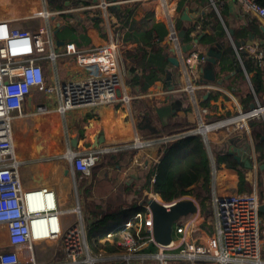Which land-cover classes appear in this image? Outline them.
<instances>
[{"label":"built area","instance_id":"obj_1","mask_svg":"<svg viewBox=\"0 0 264 264\" xmlns=\"http://www.w3.org/2000/svg\"><path fill=\"white\" fill-rule=\"evenodd\" d=\"M221 1L210 0L217 13L220 6L218 3ZM233 1L254 17L264 18V7L254 0ZM112 4L115 3L101 0L95 5L71 6L53 11L46 5L42 8L35 7L31 10L29 19H40L42 23L32 29L16 25L13 20L0 18V264H40L35 259L33 246L54 242H60L62 257H55L48 264H147L149 261L156 264H264V229L259 210L263 203L257 196L255 183L247 191L231 192L221 197L215 195L210 222L206 221L209 217L204 218L200 210L181 217L173 226L174 237L168 246L158 245L154 241L152 213L148 203L144 202L141 211L107 233L105 243L102 244L114 247L117 253L102 259L90 254L78 206L74 209L79 216L78 221L64 231L61 224L64 212L58 207L54 191L48 187L31 188L23 184L19 173L23 161L19 158L14 143V120L29 115H44L51 110L44 104H37L33 112L26 113L25 104L33 90L45 96L53 95L56 103L54 110L60 115L71 110H94L118 104L127 110L130 119L133 117L134 136L130 144L102 147L84 155L69 152L72 174H79L83 178L91 176V169L104 154L122 152L126 148L139 151L156 143L165 147L193 136H200L206 151H210L212 141L222 139V131L240 124L245 125L248 131V122L253 120H261L264 124V100L253 92L250 84L252 108L238 107L231 115L212 121L206 118L210 115L209 110L200 106L202 100L197 92H220L221 89L203 78L207 57L200 50L199 43L193 44L201 32L200 23L195 18V33L189 42L193 47L187 52H182L181 46L184 43L170 21L165 39L154 37L156 45L172 50V56L177 58L179 67L176 69L172 90L159 95L154 89L155 92L146 96L167 104L173 97L183 95L184 107L189 106L197 113L196 125L157 138L139 137L136 117L134 113L132 116L130 110L132 98L124 83L128 70L123 63V55L127 49L125 33H128L129 28L120 30L117 23H110L107 9ZM88 9L102 11L106 41L86 50H79L70 42L58 46L52 31L60 24V16L73 17V14ZM234 50L239 69L249 83L242 55L252 56L259 61L260 67H264L263 46L252 41L251 45L234 47ZM67 58H73L75 65L85 74L65 82L55 76L49 84L45 71L49 72L51 69L57 75L58 69L67 65ZM140 114L143 115L144 112L141 111ZM255 158L253 152V168L256 165ZM153 181L151 178V182ZM153 196L150 194L148 200L155 199L165 206H172L175 202L186 199L184 196H174L168 202H161ZM205 227H210V232L202 242L199 233ZM115 233L118 234L116 241L113 239ZM149 248L153 251L140 254V250Z\"/></svg>","mask_w":264,"mask_h":264},{"label":"crops","instance_id":"obj_2","mask_svg":"<svg viewBox=\"0 0 264 264\" xmlns=\"http://www.w3.org/2000/svg\"><path fill=\"white\" fill-rule=\"evenodd\" d=\"M44 1L45 0H0L2 6V9H0V18L13 20L16 25L23 26L22 23L18 24L17 22L33 20L29 19V17L31 15V10L35 7L42 8L46 5L47 8H54L55 10L63 8H55L51 5H47L46 1ZM100 1L101 0H84L79 5H95ZM106 1L107 3H115L107 9L110 23H117L120 30L129 28L128 33H125L127 49L124 51L123 57L127 65L128 74L124 83L132 98L130 110L132 116L134 113L136 122L138 123V121L147 115L155 122L156 132L143 136L145 139L157 138L161 135H167L191 128L196 125L197 113L187 106L183 111H180L169 119L166 126H162L159 123L154 113V107L162 106L166 103L158 99L147 98L146 94L155 92L154 89H156V92H159V95L169 90L167 84L162 81V77L168 65V57L172 56V50L168 47V50H166L165 47L156 45L153 39L155 36L157 38L159 37L155 32L151 34L149 40L142 37L140 31L143 32V28L139 25L141 21L150 16L151 24L158 23L162 27L158 33L162 36L159 39L164 40L168 33L169 21L173 23L178 34L180 31L184 30L186 35V31L190 27L195 26L193 19L197 18L198 21H202L203 15L206 17V15L213 10L220 23H222L223 26L225 24L228 28L224 26L225 35L219 43L222 42L221 44L223 47L226 43L228 45L231 44L232 47L234 45L236 48L234 43L235 39H233L235 37H230L229 30L234 33L236 30L246 29L250 24V20L255 19L260 26V30L259 34L253 36V42L263 46L264 50V32H262V29H264V18L254 17L249 12L243 10L233 0H222L218 3L220 5L218 13L213 8L210 0ZM93 13L102 14V11L88 9L82 13L73 14L72 18L74 20L71 25L74 27V34L69 33L68 30L65 29L57 34V38L60 40H67L66 42L73 43L75 46L78 43L80 45L79 50H86L93 46L96 47L103 44L107 39V34L104 32L105 20L101 16L102 22L97 24L94 23L91 20V18H93L91 17ZM184 13L189 16V22L182 20ZM59 23L62 24L61 20ZM151 24H149L148 28H150ZM23 27L32 29L33 25L26 24ZM208 32L209 31H204L203 33ZM194 33L195 27L191 32V38H193ZM248 39L249 37L245 40L239 39L237 41L246 42ZM147 41L149 47L146 45ZM210 47L213 46L200 44L199 41V48L205 55ZM234 47L233 51L235 53ZM160 48L162 50H160ZM145 53L147 54L145 56V61H141L140 59H142ZM218 60L219 59H216L215 63L212 64L215 77L212 83L219 87L221 91L197 92V95L201 96L202 100L200 106L206 107L209 110L210 115L206 117L208 120L231 115L232 111L236 110L238 107L247 109L251 106V101L248 102L246 96L251 92L250 77L252 73L248 74L249 83L243 71L240 69H236L235 72L225 73L223 77L217 79L215 65ZM66 61L67 65L59 68L57 75L51 69H49V72L48 70L45 71L49 84L55 76L61 82H65L75 78L77 75L85 74V72L81 71L79 67L75 65L73 58H67ZM147 62L149 65H147ZM143 64L146 65L145 68H143ZM209 65L211 64L207 60L205 67ZM147 66L153 74H149V72L146 71ZM133 68H138V71H133ZM260 68L264 69V67ZM222 74L223 73H221V75ZM147 75L154 78L153 82L148 85L145 83L146 78L149 79ZM134 77L138 78V84L134 83L133 85ZM144 85L146 86V90L142 91L141 86L144 87ZM244 85L247 87L245 88ZM257 96L264 100V95ZM37 104H44L51 110L44 115H29L25 118L15 119L13 123L14 143L17 154L23 161L19 173L25 187H48L54 191L58 207L64 212L61 216L63 230L66 231L72 224L78 221L79 216L74 212L77 206L81 210L80 213L82 215L84 227L85 224L96 222L98 219L105 217V215L117 216L121 209L128 210L124 215V220L121 216H117V221L113 223L112 226L116 224L118 220L119 223L123 224L128 218L138 211H141L144 201L140 198L141 193H143L141 189L143 184L140 186V183L144 182L147 172L159 160L164 146L161 143H156L139 151L126 148L122 152L104 154L91 169L90 177L83 178L79 176V174L73 175L72 162L69 159L70 151L84 155L91 150L101 149L102 147L130 144L134 136L133 117L130 119L127 115V110L118 104L102 106L94 110H71L60 115L54 110L56 103L53 99V95L47 94L45 96L33 90L25 104L26 113L30 114L33 112ZM137 110H143L144 114L141 115ZM167 129H169V131H167ZM220 138H222L220 139L221 141L217 139L212 141L210 144V151H207L212 167L210 180L212 200L215 195L221 197L231 192L247 191L251 189L253 179L255 178L254 168L247 169L244 168L242 164H238L234 159V157L238 156L237 152L241 155L248 154L249 157H251L254 152L256 156L255 164L257 165L258 163L257 159L259 152L256 151L257 146H253L252 130L249 125L248 131H246V127L243 124L232 127L224 132L222 131ZM261 139H264V135ZM73 144L75 146H73ZM232 148V156H222L220 154L221 151ZM235 150L237 152H235ZM122 157L123 159H121ZM119 158L121 161H118ZM250 161L252 163V160ZM262 165L264 164L259 165V170ZM228 167H233L235 169L229 170L227 169ZM112 168L117 172L119 171V174L115 178H110L109 170H112ZM133 174H136V176L133 177ZM121 178L122 180H120ZM120 190L123 192L129 190L123 199L119 197ZM172 190L175 196L180 195L189 199H194L190 195H182L181 190L177 186H174ZM147 194L151 193L146 192L145 195L147 196ZM113 195L114 197H112ZM261 202L264 203V200ZM69 210L71 212H69ZM207 217H209V221L212 220L211 214ZM261 218L263 217L261 216ZM209 232L210 227H205L203 232L199 233L202 242H204L203 240ZM152 251L151 248L142 249L140 250V254H148ZM114 253H117V250L112 247L110 254ZM135 264L138 263L136 262ZM147 264H153V262L149 261Z\"/></svg>","mask_w":264,"mask_h":264},{"label":"trees","instance_id":"obj_3","mask_svg":"<svg viewBox=\"0 0 264 264\" xmlns=\"http://www.w3.org/2000/svg\"><path fill=\"white\" fill-rule=\"evenodd\" d=\"M254 1L260 6L264 7V0H254ZM91 17H93L91 18V20L96 24L102 22L100 13H93ZM150 19H151L150 16H148L145 20L139 23V25L142 26L143 28V32L140 31L141 33L140 35L149 40L151 34L155 32L157 33L159 38L162 37L158 33L160 29H162V27L158 23L151 24ZM202 19H203L202 21L200 20L198 21L200 23V28H201V32L199 36L202 35L200 44L214 46L217 43H219L221 39L224 37L225 24L223 26L222 23H220L213 10L210 11L209 14L206 15V17L203 15ZM60 20L62 24H65L67 26L65 29H67L69 33L74 34V27L71 25L74 19L72 17H69L68 15H62L60 16ZM149 24H151L150 28H148ZM194 27H190L186 31V35L182 39V42L184 44H187L192 40L191 32L193 31ZM259 30H260V26L258 22L255 19H252L250 20V24L248 25V28L234 31L233 37L235 38L233 39L245 40L249 36H256L257 34H259ZM204 31H209V32L203 33ZM146 45L149 47L148 41ZM76 47L77 49H80V45L78 43L76 44ZM165 48L166 50H168L167 47ZM160 50L162 49L160 48ZM146 55L147 54L145 53L142 56V59L140 60L145 61ZM262 56H263L262 61H264V50ZM134 59L136 60L135 57ZM242 61L245 66L247 74L252 73L250 77V83L253 92L256 95L263 96L264 69L260 68L259 61H256L252 56L243 54ZM147 65H149L148 62ZM142 66L143 68H145L146 65L143 64ZM215 69L217 70L216 71L217 79L223 77L225 73H229L233 71L235 72L236 69L239 70V61L237 60L236 55L230 45L225 43L221 53V57L215 65ZM133 71H138V68H133ZM146 71H148L149 74H153V72H151L148 66L146 67ZM221 73L223 74L221 75ZM147 76L149 77V79L146 78L145 83L148 85L149 83L153 82L154 78L149 75ZM134 83L138 84L137 77L133 78V85ZM145 88H146L145 85L144 87L141 86L142 91L146 90ZM252 98H253L252 92L247 94L246 99L248 102L252 101ZM248 125L252 130L253 140L255 142V145L257 146L256 151L259 152L257 162L259 165L264 164V139H261L264 133V124L262 121L253 120L248 122ZM121 159H123V157ZM121 159L119 158L118 161H121ZM151 178L154 179L153 182H151ZM210 180H211V161L209 159L208 153L205 149L201 137L193 136L183 140H178L164 147V150L159 160L147 172L145 181L143 182L141 189L142 190L145 189L147 192L152 193L161 202H168L175 196V193L173 192L172 188L174 186H177L181 190L182 195H190L194 198L196 202L197 200L200 201L201 206H204L203 201L208 198L210 192ZM257 180H259L260 184L264 183V178L260 176V174L257 177ZM125 191L126 192L120 190L119 192L120 198L123 199V197L125 196V194H127L129 190L128 191L125 190ZM112 197H114V195ZM262 199L263 198L261 197L260 200ZM143 201L147 202L148 198L146 199L145 197ZM126 211L128 212V210L121 209L120 213L117 216H121L124 220V215ZM202 212L205 211L202 209ZM260 214L262 217H264V214L262 213ZM117 216L105 215V217L98 219L96 222L87 223V225L85 224L86 239L90 249L91 248L95 249L96 247H100L99 241L104 239L107 233H109L110 231L114 230L116 227L121 225V223H119L118 220V222L112 226V224L117 221L118 218ZM113 239L115 241L118 239L117 233H115ZM105 247L107 250L111 251L112 246L105 245Z\"/></svg>","mask_w":264,"mask_h":264},{"label":"water","instance_id":"obj_4","mask_svg":"<svg viewBox=\"0 0 264 264\" xmlns=\"http://www.w3.org/2000/svg\"><path fill=\"white\" fill-rule=\"evenodd\" d=\"M47 5H51L55 8H69L71 6H77L84 0H45ZM182 20L189 22L190 18L187 14H183ZM67 26L65 24H58L56 28L52 31V36L55 39V42L58 46H62L66 43L67 40H60L57 38V34L64 30ZM264 32V29H262ZM230 37L233 36V31L229 30ZM185 35V31L182 30L179 32L178 36L182 39ZM201 36H198L194 39V43H199L201 40ZM253 41V36H249V39L246 42H239L234 40L236 48H240L246 45H251ZM222 43V42H221ZM221 43H217L215 46L210 47L207 52V60L211 64L206 66L203 70V78L205 81L213 82L215 77L213 73L212 64L215 63L216 59H220L221 53L223 50V46ZM192 43L182 44L181 50L182 52H187L191 50L193 47ZM221 49V50H220ZM179 67V62L176 57L170 56L168 57V65L164 70V76L162 77V81L167 84V88L170 90L173 89L175 80H176V69ZM220 83V82H219ZM206 97V96H205ZM185 99L183 95L173 97L170 103H167L162 106L154 107V113L162 126H166L169 119H171L175 114L183 111ZM251 108L253 105L250 106ZM137 135L139 137H143L149 134H153L156 132L155 122L150 116L143 117L136 124ZM73 146H75L73 144ZM250 150V149H249ZM248 150V151H249ZM233 148L229 150L221 151L220 154L222 156H232ZM235 152H237L235 150ZM238 156L234 157L238 164H242L244 168L253 169V162L251 163V157L248 154L241 155L237 152ZM264 169V165L260 166V170ZM136 174H133L135 177ZM149 209L152 213V235L154 241L161 246H168L173 240V226L177 220L181 217H185L189 214L197 213L200 208L192 199L186 198L175 202L172 206H165L159 201L155 199H149L147 201ZM259 210L262 214H264V203L260 205Z\"/></svg>","mask_w":264,"mask_h":264},{"label":"rangeland","instance_id":"obj_5","mask_svg":"<svg viewBox=\"0 0 264 264\" xmlns=\"http://www.w3.org/2000/svg\"><path fill=\"white\" fill-rule=\"evenodd\" d=\"M0 9H2V6L0 4ZM49 10L53 11L55 10L54 8H49ZM3 15V13H2ZM18 24H23V26H25L26 24H32L33 25V28L37 27L39 24L42 23V20L40 19H33V20H23V21H18L17 22ZM22 26V25H21ZM231 45V44H230ZM232 47V45H231ZM233 49V47H232ZM123 63L124 65L126 66L127 68V65H126V62H125V59L123 57ZM246 84V83H245ZM126 85V84H125ZM245 88L247 87L246 85H244ZM138 107V106H137ZM139 109V108H138ZM141 111L143 110H137L138 113H140ZM213 119L211 120H208V121H212ZM170 130H173V129H170ZM167 131H169V129H167ZM183 131V130H181ZM180 132V131H179ZM264 135V133H263ZM252 139H253V136H252ZM253 146L255 147V142L253 140ZM36 155V153H35ZM255 163H256V160H255ZM109 174H110V178H115L118 174H119V171L117 172L114 168H112V170H109ZM254 174H255V182H254V179H253V184L255 183V188H256V193H257V196L259 198V200L262 198H264V183L263 184H260L259 183V180H257V177L259 176H262L264 178V169L259 170V164L257 163V165H255V168H254ZM124 179V178H123ZM122 180V178L120 179ZM125 180V179H124ZM145 181V180H144ZM143 183L141 182L140 183V186L142 185ZM143 193H141L140 195V198L142 200H144V198L146 197L149 198L150 197V194H147V196L145 195L146 194V190H142ZM150 193V192H148ZM152 194V193H151ZM145 195V196H144ZM144 196V197H143ZM177 196V195H176ZM155 197L156 199H158L155 195L153 196ZM177 197H180V195H178ZM190 197V196H189ZM128 200V199H127ZM159 200V199H158ZM264 199L260 200V201H263ZM197 203L199 204V207L201 209V215L206 218L209 214L212 215L213 213V210H214V205L212 204V198H211V191L209 192V196L206 200L203 201V204L204 206H201L200 204V201L197 200ZM205 208V209H204ZM202 209L205 211V212H202ZM207 222H210L208 219L206 220ZM261 221H262V229H264V217L261 218ZM174 237V236H173ZM105 240L102 239L99 241V244H100V247H96L95 249L94 248H89V251H90V254L93 255V256H96V258L98 259H102L106 256H108V254H110V251L106 249V247L104 245H102V243H105L104 242ZM60 242H54V243H41V244H35L33 246V251H34V255H35V259L37 261V263H40L43 262L44 264H48V263H51L52 260L55 259V257H62V250H60ZM263 258H264V255H263ZM107 262H97L96 264H106ZM153 264H156L155 262H153ZM182 264H189L187 262H184Z\"/></svg>","mask_w":264,"mask_h":264}]
</instances>
